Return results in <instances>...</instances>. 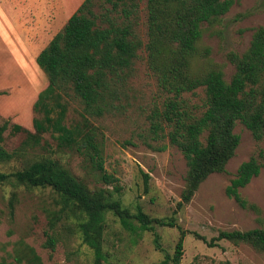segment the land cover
Masks as SVG:
<instances>
[{
  "label": "trees",
  "instance_id": "1",
  "mask_svg": "<svg viewBox=\"0 0 264 264\" xmlns=\"http://www.w3.org/2000/svg\"><path fill=\"white\" fill-rule=\"evenodd\" d=\"M232 3L233 0H146L147 40L143 43L132 23L139 0H83L62 29L39 51L36 63L47 78V85L33 103L39 116L32 119L33 131L11 124L12 134H25L20 146L11 151L2 144L9 122L0 124V163L22 160L16 170L0 171V184L50 188L53 206L44 208L48 224L45 247L55 248L59 240L57 228L63 225L80 234L93 252L94 264H103L102 235L108 211L130 230H152L154 224L175 226L173 220L150 217L141 208L131 213L120 200L111 198L113 191L119 190L117 185L112 191L102 187L90 189L58 159L34 152L47 143L44 133H49L58 149L77 152L103 182H115V176L104 168L103 133L92 119L122 108L124 86L141 48L146 53L147 68L165 97L147 115V128L139 135L154 150H164L170 144L182 153L187 169L178 207L191 200L211 173L225 171L240 140L233 131L236 123L243 124L254 139H263L264 25L254 28L244 52L228 53L234 67L228 81L220 68L195 72L190 67L198 55L202 24L217 20ZM198 88L204 91V109L200 112L184 97ZM71 101L80 103V119L67 122ZM259 156L264 157V151ZM261 167L254 156L243 161L226 186V195L241 207L256 209L239 190L259 174ZM147 177L145 174V181ZM17 201V192L12 191L7 202L10 217ZM132 219L138 222L137 227ZM185 235L186 231L180 228L172 255L154 264H181ZM195 235L208 246L228 240L249 243L264 251V228L222 229L209 240ZM154 243L160 248L158 234ZM12 257L18 264H42L36 251L24 242L14 246ZM0 264H6L5 260Z\"/></svg>",
  "mask_w": 264,
  "mask_h": 264
},
{
  "label": "rangeland",
  "instance_id": "2",
  "mask_svg": "<svg viewBox=\"0 0 264 264\" xmlns=\"http://www.w3.org/2000/svg\"><path fill=\"white\" fill-rule=\"evenodd\" d=\"M82 1L0 0V91H4L0 94V124L9 122L2 143L9 151L20 146L25 137L23 132L12 134L11 124L33 131L32 119L39 116L33 110V103L47 85V78L35 58ZM146 17V0H139L132 23L143 43L147 40ZM260 25H264V0H233L225 14L202 24L198 55L192 59L191 69L199 72L220 68L228 81L234 71L228 53L244 52L254 28ZM124 87L126 97L122 108L92 119L103 133L104 168L115 176V182H103L77 152L58 149L49 133H44L47 143L34 150L36 154L58 159L90 189L102 187L112 191L117 185L119 190L113 191L111 198L120 200L131 213L141 208L150 217L174 221L175 226L154 224L152 230H130L108 211L102 235L103 264L161 262L172 255L180 228L186 231L181 264H264V251L249 243L220 240L216 246H208L195 235L209 240L222 229L264 228V157L259 156L264 151V137L256 140L243 124L236 123L233 131L240 140L225 171L211 173L200 183L191 200L178 207L187 169L182 153L170 144L164 150H154L139 135L147 128V115L165 97L147 68L143 48L138 51ZM184 97L198 112L204 109L202 88ZM80 109L78 101L69 102L66 121L80 119ZM252 156L258 158L262 167L239 192L256 209L241 207L225 193L239 165ZM21 165V159L0 163V171L11 172ZM12 191L17 192L18 201L10 217L7 202ZM52 197L50 188L28 189L11 182L0 184V261L18 264L12 257L13 248L18 242H24L36 251L42 264H94L93 252L80 234L63 225L57 228L59 240L55 248L44 246L48 229L44 208L53 206ZM131 221L138 226L135 219ZM71 226L74 228L72 223ZM155 234L159 236L160 248L155 246Z\"/></svg>",
  "mask_w": 264,
  "mask_h": 264
}]
</instances>
